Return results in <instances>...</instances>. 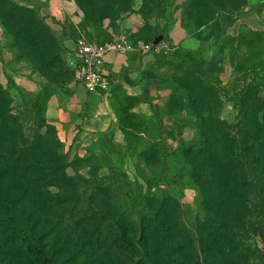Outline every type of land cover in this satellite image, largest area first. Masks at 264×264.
<instances>
[{
	"label": "rangeland",
	"instance_id": "374dc122",
	"mask_svg": "<svg viewBox=\"0 0 264 264\" xmlns=\"http://www.w3.org/2000/svg\"><path fill=\"white\" fill-rule=\"evenodd\" d=\"M78 2L83 11L88 12L82 22L88 39L102 42L126 33L144 41L159 35L164 41L159 52L130 54L147 60L146 95L131 96L124 90H118L117 130L111 129L101 134L95 144L83 146L82 150L79 145L68 149L63 146L61 152L66 155L65 173L72 183L62 191L53 189L58 192L60 207L57 211L63 218L57 230L48 227L43 231L45 254L53 260L50 264H104L108 253L113 254L106 249L95 248L89 249L81 258L71 253L68 235L72 228L76 229L77 234L82 232V235L90 236L96 226H101L102 219L91 216L92 206L110 216L117 217V213L125 212L123 217L126 223L129 221L140 225L142 217L153 213L158 207L159 199L169 196L175 199L168 205V216L172 222L184 223L189 230L196 231L198 225L205 221L207 212L201 189L195 184L188 166L190 155H186V151L202 139L201 115L208 114L202 109L204 97L208 94L204 90L210 88L211 95L216 93L220 97L222 108L217 112L220 119L228 125L237 126L241 124L243 112L240 104L242 92L252 80L261 82L259 80L264 79V32L259 33L260 30L244 23L238 28L239 22L251 15L264 22V0H248L247 6L241 12H235L231 18L224 15L221 20L204 26L202 24L208 21L205 5L191 0ZM235 18L237 21L234 22ZM15 21L16 31L25 29L26 24L30 23L23 18H16ZM177 23L184 29L185 25L190 28L189 31L185 29L187 36L200 42L202 49L199 52H187L178 48L181 45L171 42L170 32ZM224 29L226 33L222 34ZM11 43L15 56L11 63L6 64L7 67L17 66L26 60V50L31 49L26 44L21 45V37H11ZM55 61L56 76L52 82L44 78L43 88L38 91H22L23 102H30L34 95H40V116L33 109L32 102L27 109L23 103L16 105L13 102L15 112L24 124L23 130L31 136L39 129L40 117L48 122L46 109L49 98L72 90L74 77L65 50L57 55ZM29 63L32 70L41 76L31 61ZM157 94L163 102V110L157 111L152 107L151 111L147 104L152 103L149 97L155 98ZM257 95L260 99L253 101L254 107L248 111V116L261 119L264 116L263 87L259 88ZM143 101H147L146 104L143 105ZM197 101L199 103L194 106ZM166 115L172 118L165 119ZM54 127V132L41 129L45 142H50L55 134L63 145L58 129ZM259 150L255 148V157L264 162V153ZM224 173L231 174L230 171ZM233 178L236 180V172ZM238 189L246 195L243 206L245 214L254 213L259 196L253 182L246 181L245 186L239 182ZM54 217L51 220L57 219V216ZM251 220H255L254 215ZM109 222L112 220H106V223ZM72 238L78 239V236ZM109 240L114 241L115 236L111 234ZM65 242L66 248L62 247ZM244 243L264 251V240L254 233H250ZM0 247L7 252L0 253V264H29L15 244L1 241ZM12 254H15L13 258Z\"/></svg>",
	"mask_w": 264,
	"mask_h": 264
},
{
	"label": "trees",
	"instance_id": "16d2710c",
	"mask_svg": "<svg viewBox=\"0 0 264 264\" xmlns=\"http://www.w3.org/2000/svg\"><path fill=\"white\" fill-rule=\"evenodd\" d=\"M191 2L205 5L208 21L203 26L221 20L224 15L231 18L248 4V0ZM0 3V18L9 35V47L14 51L11 37H21V45L31 47L26 50V60L31 61L41 76L52 82L56 76L55 59L64 51L61 39L52 33L35 10L21 8L12 0H0ZM16 18L30 23L25 29L16 31ZM184 27L190 30L187 25ZM258 32L263 33L264 30ZM225 33L224 29L222 34ZM157 37L159 35L144 41L131 35L134 41L144 42H152ZM103 42L106 41L99 43ZM178 48L195 54L202 46L194 50L182 46ZM145 72L143 76L147 84ZM113 76L116 79L114 73ZM257 81L252 80L240 96L243 112L241 124L237 126L228 125L220 119L217 115L222 108L220 97L216 93L211 95L210 88L204 90L208 94L204 97L202 109L208 114L200 113L203 120L202 139L186 151V155H190L188 166L195 184L201 189L207 212L205 221L198 225L196 231L192 232L184 223L172 222L168 216V205L175 199L169 196L160 198L158 207L153 213L144 215L140 225L126 223L125 212L117 213V217L110 216L90 204L93 209L91 216L97 220L101 218V226H96L90 236L82 235V232L77 234L72 228L68 235L71 253L81 258L89 249H106L113 254L108 253L104 264H264V251L244 243L250 233L264 240V162L255 157V148L264 153V116L261 119L248 116V111L254 107L253 101L260 97L257 95L259 88H264V79ZM11 88L12 83L7 88L0 86V240L20 247L29 264H50L53 260L45 254L43 231L48 227L53 230L61 227L63 216L57 211L60 202L56 191H62L72 183L65 173L66 155L61 152L64 145L55 134L50 142H45L41 129L56 130L44 117H40L41 124L33 136L23 130L24 124L13 106ZM41 100L39 94L30 100L39 116L42 112ZM30 102L25 100L24 108L27 109ZM223 171H230L231 174L224 175ZM246 181L253 182L259 196L256 211L248 216L243 209L246 195L238 189L239 182L245 186ZM252 215L255 216L253 221ZM54 216L57 219L51 220ZM106 220L112 222L108 224ZM111 234L115 236L112 242L109 240ZM74 235L78 239H73ZM66 243L62 247L66 248ZM0 253L7 252L0 247ZM7 258L10 259V256Z\"/></svg>",
	"mask_w": 264,
	"mask_h": 264
},
{
	"label": "crops",
	"instance_id": "0c3cea01",
	"mask_svg": "<svg viewBox=\"0 0 264 264\" xmlns=\"http://www.w3.org/2000/svg\"><path fill=\"white\" fill-rule=\"evenodd\" d=\"M21 8L35 10L45 20L52 33L61 39V45L67 57L75 48L81 34H86L82 26L85 13L78 0H12ZM1 6V3H0ZM256 30H264V22L251 15L239 22ZM170 40L175 45L187 49H197L200 42L187 36L186 30L177 23L170 32ZM131 54V53H130ZM130 54L110 53L106 56L109 69L116 75L112 89L102 95L89 94L78 82L73 81L69 93H57L49 98L46 109L48 122L58 129L64 148L79 145L91 146L98 141L101 134L116 131L118 115V90H124L131 96L145 97L146 80L143 76L148 68L147 60ZM14 51L9 47V35L0 18V86L7 88L12 83L10 94L16 105L23 103L22 91L36 92L43 88L44 77L32 70L28 60L21 61L17 66L7 67L14 60ZM154 95L153 93L151 94ZM149 97L147 103L157 111H162L163 102L159 94ZM147 101H143V105ZM144 107V106H143ZM147 111L146 108H142ZM169 115L165 116V119Z\"/></svg>",
	"mask_w": 264,
	"mask_h": 264
},
{
	"label": "built area",
	"instance_id": "2783aa9c",
	"mask_svg": "<svg viewBox=\"0 0 264 264\" xmlns=\"http://www.w3.org/2000/svg\"><path fill=\"white\" fill-rule=\"evenodd\" d=\"M161 44L163 45V39L160 37L152 42L134 41L129 34L122 33L99 43L81 34L75 48L68 54V65L73 71L75 81L89 94L99 96L109 92L116 82L106 61L108 54L159 52Z\"/></svg>",
	"mask_w": 264,
	"mask_h": 264
}]
</instances>
